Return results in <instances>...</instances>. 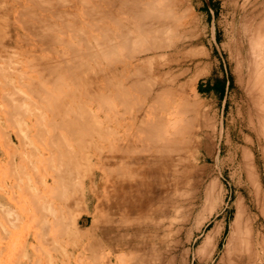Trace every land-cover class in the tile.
<instances>
[{
    "label": "bare ground",
    "instance_id": "obj_1",
    "mask_svg": "<svg viewBox=\"0 0 264 264\" xmlns=\"http://www.w3.org/2000/svg\"><path fill=\"white\" fill-rule=\"evenodd\" d=\"M15 1L18 8L14 22H21L26 27L32 26L31 10L37 6L40 10L45 8L41 0ZM184 1L84 0L83 15L94 31V44L85 40L82 31L78 32L76 22L66 24V21L60 20L57 24H47L40 17H35L36 21L30 28L38 40L46 45L48 51H60L56 59L33 53L30 62H27L36 75L29 77L27 83L23 80L21 83L35 101H27L19 88H14L10 82L13 76L20 81L23 74L17 69L11 71L5 65L7 60H1L0 76H6V79L0 84V98L7 116L13 121L27 119V130L36 128L39 141L35 165L37 181L33 190L24 183L29 181V172L23 167L24 156L22 158L12 145L16 139L9 136L5 142L7 144H2L8 146L9 157L14 159L18 156L21 164L19 171L9 170L8 176L16 179L12 186L22 181L19 185L22 194L30 199L34 207V217L31 215V219L35 230L28 233L25 240L28 242L33 238L37 242L33 244V251H37L39 257L33 260L29 258L28 264H93L92 261L96 264H124L126 256L121 252L128 248L134 253L143 251L133 264H147L150 255L169 241L164 237L162 220V215L168 211L164 198L169 195L171 184L179 180V166L186 159L179 150L183 143L190 142L188 140L191 138L187 140L186 137L191 136L193 130L189 121L181 122L179 118V113L191 105L187 98L188 86L186 81H180L174 88L182 94L178 109L177 103L171 99L174 82L170 75V60L165 54L173 46L175 38L180 37V32L176 31L177 25L190 15L188 8L182 10ZM229 1L234 2V6L239 2ZM7 26L8 16L1 14L0 47L4 46ZM54 27L59 28L62 35L68 32L72 39L67 35L58 36L52 30ZM21 41L25 39L21 38ZM163 49L164 53H160ZM100 55L107 64L114 62L111 66L116 67H102L94 71L92 76L103 77L102 86L97 80L93 87V80L88 76L91 84L87 86L83 77L91 68L85 57L98 60ZM157 55H164V61L159 66L168 68L164 73L163 70L156 72L159 73L158 80L162 77L161 81L148 76L154 73L153 62ZM111 75L115 77L114 82L109 80ZM110 83H113L115 90L113 99L122 106L119 110L109 103L108 94L104 91L113 88L109 86ZM99 86L103 90L95 88ZM133 90L143 92V97H146L145 94L150 97L149 111L142 114L137 110L136 118L142 121L139 128L142 134L139 137L132 135L125 125L112 127L110 124L114 120L108 114L112 113L115 119L123 117L129 111L127 107L137 100H133ZM77 93L99 98L102 102L96 105V109L88 108L85 103L75 102L79 97ZM158 110L167 113L161 116ZM35 116L37 118L33 120ZM185 133L188 134L186 140L182 137ZM174 152H178L177 155ZM32 155L34 157L35 154ZM31 164L28 165L33 168ZM7 195L5 186H0V205L13 202L14 196ZM90 195L97 199L94 207H91L90 201L93 200ZM20 199L15 201L20 203ZM24 203L19 212L11 206L13 211L0 207V213L8 222L22 220L28 212ZM82 212L86 213L85 217H82ZM89 218L90 226L83 228L82 224L88 223ZM186 237L185 240H188ZM209 239L207 241H212ZM42 245H47L53 254L47 255ZM108 247L111 250L106 255L99 257L96 254ZM68 248L71 250L68 251ZM46 259L51 261L44 263ZM14 260L10 258L7 264H15ZM222 262L224 264L223 259Z\"/></svg>",
    "mask_w": 264,
    "mask_h": 264
},
{
    "label": "rangeland",
    "instance_id": "obj_2",
    "mask_svg": "<svg viewBox=\"0 0 264 264\" xmlns=\"http://www.w3.org/2000/svg\"><path fill=\"white\" fill-rule=\"evenodd\" d=\"M83 1L41 0L45 8H33V16H30L32 26L26 27L21 22H14L18 3L15 0H0V15L8 16L4 46L0 47V62L7 60V64H4L11 71L17 69L23 74L20 81L13 76L10 82L14 88H19L20 94L27 101H35V98L23 87L21 81L27 83L29 77L36 75L33 68L27 66L32 54L56 59L60 52L57 48V53L48 51L46 45L38 40L30 28L36 21L35 17H40L47 24H57L60 20L66 21V24L76 22L78 32L82 31L85 40L94 44V31L83 15ZM233 3L229 0L184 1L182 10L188 8L190 17L187 16L183 23L177 25L176 31L180 32V37L175 38L173 46L165 52L170 60V75L174 82L171 99L179 109L182 94L174 88L180 81H186L187 98L191 105L179 113V118L182 119L181 122L189 121L193 130L191 136L188 134L192 128L187 131L188 134L185 133L187 135H182L184 139L186 136L187 140L191 138L179 150L180 155L186 159L179 166V180L174 185L171 184L172 189L167 198H164L168 211L162 215V220L164 237L169 241L162 249L150 255L147 264H222V259L224 264H264V0H239L237 6ZM52 30L58 36L67 35L72 39L68 32L62 35L59 28L54 27ZM20 36L25 41H21V38L19 41ZM161 51L164 53V49L159 52ZM88 57H85V61L91 71L83 80L87 86L91 84L87 80L88 76L93 80V87L97 80L102 86L103 77L92 76L94 71L102 67L113 69L116 66H111L114 62L107 64L101 55L98 60ZM163 61L164 55L155 56L154 73L151 72L148 76L158 80L159 73L156 72L163 70L164 73L168 69H164V65L159 66ZM112 76L114 75L109 80L114 82L115 77ZM4 77L6 76H0V84L6 79ZM101 86L95 88L103 90ZM109 86L113 88L104 90L108 94L107 99L119 110L122 106L113 99V83ZM133 91V100H137L131 101V107H127L129 111L123 117L118 118L117 115L118 119H115L112 113L108 114L114 120L110 124L112 127L125 125L132 135L139 137L142 134L139 129L142 121L136 118V114L139 111L142 114L149 111L150 97L144 93L145 99L143 92ZM138 96L141 99L139 102ZM75 102L85 103L88 108L96 109V105L102 101L79 94ZM164 113L167 112L158 110V115L162 116ZM36 118L35 116L33 120ZM26 121L24 118L20 121L8 118L0 98V186H5L7 196H14L12 203L6 202L0 207L11 211L14 207L19 212L21 204L25 202L23 206L28 211L22 220L16 222H8L0 213V264H7L10 258H15V264H28L29 258L33 260L39 257V253L33 251V244L37 242L33 238L28 242L25 240L27 234L35 230L31 219V215L34 217V207L30 199L22 194V187L19 186L22 181L12 186L16 179L8 176L10 169L13 172L20 170L19 157L10 158L6 149L8 146L2 145L7 144L5 142L9 136L16 139L12 145L21 153L22 158L24 156L23 167L29 172V181L24 183L33 190L37 181L35 165L39 141L35 134L36 128L27 130ZM47 129L50 131L49 127ZM19 139L21 141H17ZM32 154H35L34 157ZM30 163L33 168H30ZM90 196L93 200L90 201L91 207H94L97 199ZM17 198L21 200L20 203L15 201ZM85 216L86 213L82 212V217ZM180 218H183L182 221ZM90 220L91 218L88 223L82 224L83 228L90 226ZM211 235L214 237L211 238ZM155 239L157 241V237ZM208 239L212 241L209 242ZM204 240L208 245H203ZM168 243H176V246ZM41 247H45L47 255L53 254V250L47 245ZM201 249H204L202 253ZM110 250L109 247L103 248L96 254L101 257ZM121 253L126 256L125 263L133 264L143 251L134 253L128 248ZM50 261L46 259L44 263ZM92 263L96 264L94 261Z\"/></svg>",
    "mask_w": 264,
    "mask_h": 264
}]
</instances>
